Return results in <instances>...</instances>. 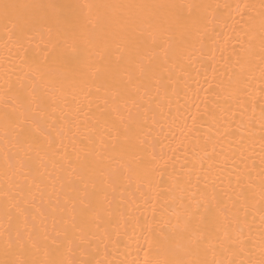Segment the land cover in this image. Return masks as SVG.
Listing matches in <instances>:
<instances>
[{
    "label": "bare ground",
    "instance_id": "6f19581e",
    "mask_svg": "<svg viewBox=\"0 0 264 264\" xmlns=\"http://www.w3.org/2000/svg\"><path fill=\"white\" fill-rule=\"evenodd\" d=\"M4 2L199 7L138 20L132 42L115 7L99 10L108 24L93 27L97 9H84L72 28H28L23 36L0 16V114L39 111L43 132L18 142L0 119V259L10 245L9 258L23 264H261L262 0ZM85 198L101 213L99 226L85 228L86 253L46 254L44 245L53 246L45 235L55 236ZM197 232L206 244L189 255L187 238ZM150 242H160L159 251Z\"/></svg>",
    "mask_w": 264,
    "mask_h": 264
},
{
    "label": "snow or ice",
    "instance_id": "6c2138e0",
    "mask_svg": "<svg viewBox=\"0 0 264 264\" xmlns=\"http://www.w3.org/2000/svg\"><path fill=\"white\" fill-rule=\"evenodd\" d=\"M25 9H36L38 11L31 12L27 16H21L15 10L18 8ZM115 7L124 10L121 16L118 18L122 24V27L127 30L126 36L130 42L135 40V33L137 31L136 24L137 21L143 18H148L152 20L162 19L169 14H175L179 16L184 9H187L191 15L192 11L199 7L195 4H176V3H156V4H125V5H93V4H79V3H56L50 2L47 4L38 5H16L8 2L0 3V16L7 24H11L12 29L17 31L20 36L26 35V29L28 28H40L45 29L49 32L55 28L57 31L61 29L72 28L75 22L76 12L87 9L89 13L93 9H97L96 20L93 23V27L101 24H108L112 22V18L102 14L99 10L103 8ZM246 8L254 7L250 5H245ZM261 16H262V39H261V60L264 62V0L260 5ZM132 10H137L135 13ZM92 23V21H89ZM20 47H23V42L21 39L17 40ZM72 51H75L73 48ZM140 71L143 72V66H139ZM38 75L43 76L44 73L39 70V68L34 69ZM97 72L100 70L97 69ZM39 108V105H38ZM264 111V109H262ZM40 115L39 111H33L30 109H25L21 107L20 109H13L11 112L5 111L0 114V119L4 123L11 127L16 135L17 141L32 140L35 141L39 136L43 135L42 129L40 128L39 122L36 119ZM193 123H195V117L192 118ZM87 187V184H85ZM95 188V184H93ZM87 195V194H86ZM106 199V197H105ZM81 207L77 210L76 205L73 207L69 213V217L64 221L63 228L56 231L55 236L45 235V241H49L53 246L51 249L48 245H44L45 253L49 251L59 255L63 250L68 252L80 251L81 253H86L87 241L85 238V228L90 222L95 223L99 226L101 220L100 205L99 203H93L91 200L85 198L80 200ZM20 213L23 210H18ZM205 211H209V206H205ZM204 217H201L203 220ZM63 237V239H58V237ZM164 241L168 238L164 237ZM156 250L159 251L160 242H150L149 248L154 246ZM206 244L205 235L203 232L192 233L187 238V244L185 251L187 254H192L193 252H198L201 250L202 246ZM32 247H37L35 242H31ZM10 248H5L4 258L0 259V264H23V262L13 260L10 257ZM147 252L145 255L147 256ZM27 264H91L88 259L80 260H65V259H49L45 261H31ZM145 264H208L205 260H187V259H173V260H154L152 262L145 261ZM219 264V262H217ZM264 264V260L261 261Z\"/></svg>",
    "mask_w": 264,
    "mask_h": 264
}]
</instances>
